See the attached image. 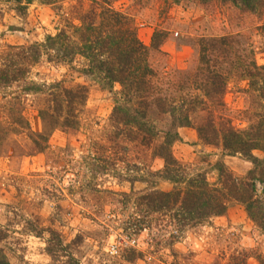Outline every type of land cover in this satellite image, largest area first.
I'll return each instance as SVG.
<instances>
[{"label": "rangeland", "instance_id": "rangeland-1", "mask_svg": "<svg viewBox=\"0 0 264 264\" xmlns=\"http://www.w3.org/2000/svg\"><path fill=\"white\" fill-rule=\"evenodd\" d=\"M91 3L32 0L26 9H19L16 2L0 0V54L8 45L54 34L64 17L74 20ZM112 6L130 16L138 38L149 48L157 85L161 77L177 84L178 71L198 69L202 39L234 37L239 40L238 50H252L256 63L264 64V7L246 10L238 0H116ZM156 30L163 39L158 46L152 42ZM65 75V68L43 58L27 81L51 83ZM72 77L86 84L83 77L75 73ZM189 86L193 91L192 79ZM247 87V81L236 76L229 80L224 99L233 112L248 107L249 95L243 92ZM119 88L116 84L109 91L92 85L83 119L77 129L66 131L45 130L36 110V94L24 95L29 129L12 131L0 145V230L6 234L0 247L10 264H228L238 252L246 254V264H258L257 256H264V228L250 220L239 203H232L223 215L189 222L178 233L173 230L177 220L170 217L173 211H150L140 203L141 195L155 189L168 192L174 184L165 177L164 160L153 149L141 151L137 159L127 150L134 143L125 133L116 135L110 116L119 103ZM3 94L0 90V103ZM150 113L167 127L166 115L155 107ZM4 114L0 104V116ZM30 131L43 135L40 139L31 135L38 145L29 138ZM177 131L181 140L171 150L184 170L181 178L200 173L216 185L221 167L236 178L245 177L252 167L239 154L226 155L220 146L202 144L194 126ZM114 150L120 157L115 162ZM256 188L260 191L258 183ZM52 232L65 245L55 257L45 250ZM131 249L143 258L137 255L126 261Z\"/></svg>", "mask_w": 264, "mask_h": 264}, {"label": "trees", "instance_id": "trees-1", "mask_svg": "<svg viewBox=\"0 0 264 264\" xmlns=\"http://www.w3.org/2000/svg\"><path fill=\"white\" fill-rule=\"evenodd\" d=\"M8 1L26 9L32 0ZM113 1L116 0H92L87 10L80 9L76 20L64 17V23L54 34H47L41 41L8 45L1 52L0 90L4 94L0 104L5 114L4 118L0 116V145L12 131L18 132L21 127L29 129L22 107L24 95L36 94V110L45 130L66 131L77 129L83 119L92 85L111 91L117 84L120 99L110 116L113 127L118 129L116 135L125 133L134 143L135 147L127 150L136 153L137 159L141 151L153 149V154L164 160L165 177L174 184L171 191L155 189L141 195L140 203L146 209L160 213L173 211L170 217L177 220L173 230L178 233L189 222L194 224L223 215L232 203H239L248 218L264 228V64L256 63L252 50H238L239 40L234 37L202 39L198 69L190 73L178 71L177 84L161 77L157 85L156 72L148 60L149 48L138 38L130 16L115 9ZM238 1L246 10L264 7V0ZM160 34L159 30L154 32V46L163 40ZM43 58L65 68V77L51 83L27 81L32 68ZM209 63L212 66L208 68ZM73 73L83 77L86 84L75 82ZM234 76L247 81L248 87L243 92L249 95L248 107L237 112L230 110L224 99L229 80ZM190 79L193 91L189 89ZM152 107L166 115L167 127H161V118L150 113ZM181 126H194L202 144L220 146L226 155L239 154L250 161L252 167L246 176L236 178L221 167L216 185L207 183L200 173L181 178L184 170L171 150L172 144L181 140L177 131ZM31 135L39 139L43 135L30 131L29 138L38 145ZM254 151H259L261 156L254 155ZM111 158L115 162L120 157L114 150ZM184 182L186 186L182 185ZM51 234L45 250L55 257L65 245L57 234ZM5 238L6 234L0 230V242ZM143 255L131 249L125 260L132 262L136 256L143 258ZM68 256L69 261L73 260L71 254ZM229 258L228 264H246L244 253ZM257 258L258 264H264V256ZM0 264H10L2 247Z\"/></svg>", "mask_w": 264, "mask_h": 264}, {"label": "crops", "instance_id": "crops-1", "mask_svg": "<svg viewBox=\"0 0 264 264\" xmlns=\"http://www.w3.org/2000/svg\"><path fill=\"white\" fill-rule=\"evenodd\" d=\"M190 133H191L190 135H192L191 138L195 137L193 131H190Z\"/></svg>", "mask_w": 264, "mask_h": 264}, {"label": "built area", "instance_id": "built-area-1", "mask_svg": "<svg viewBox=\"0 0 264 264\" xmlns=\"http://www.w3.org/2000/svg\"><path fill=\"white\" fill-rule=\"evenodd\" d=\"M113 247V246H112ZM112 249H114V248H112Z\"/></svg>", "mask_w": 264, "mask_h": 264}]
</instances>
